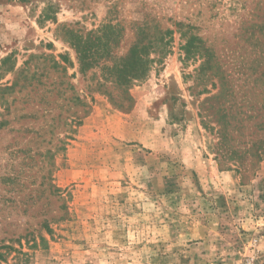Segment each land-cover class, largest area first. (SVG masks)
<instances>
[{
  "label": "rangeland",
  "instance_id": "rangeland-1",
  "mask_svg": "<svg viewBox=\"0 0 264 264\" xmlns=\"http://www.w3.org/2000/svg\"><path fill=\"white\" fill-rule=\"evenodd\" d=\"M135 45L122 111L98 87ZM262 47L264 0H0V264H264V160L220 162L200 117Z\"/></svg>",
  "mask_w": 264,
  "mask_h": 264
},
{
  "label": "trees",
  "instance_id": "trees-1",
  "mask_svg": "<svg viewBox=\"0 0 264 264\" xmlns=\"http://www.w3.org/2000/svg\"><path fill=\"white\" fill-rule=\"evenodd\" d=\"M172 33L171 30H168L165 34L172 35ZM71 37L75 39L73 47L77 53L81 73L84 75L93 65V58L96 55H93L87 46H82L78 36L74 38L71 34ZM151 41L152 38L149 42ZM196 41V36L188 40L184 48L187 59L195 57L201 59L208 54V50L205 47L195 45ZM137 48V45L132 47L129 57L118 64H114L111 68L103 66V70L109 71L111 76L110 84L114 89L119 91V96H114L113 92L105 88L107 84H99L98 89L107 95L116 108L122 111L129 110L131 107L132 97L129 94V89L133 83L132 81L139 80L146 74L148 75L153 63L147 48L144 49L145 55L143 59L137 57ZM167 51L168 48L164 49L163 53ZM257 54L258 57L255 64L252 67L248 66L244 69L247 72L245 74L247 77L244 79L243 86L238 88L239 90H236L230 82H225L227 87L224 88L223 86V91L221 88L218 94L209 100V103L214 101L220 103L222 94L226 98L222 103L224 106L214 108V105H211L208 108V103H206L205 108L204 106L202 107L204 111L201 108L200 117L202 118V123L206 130L210 131L214 136L216 141L214 143V150L220 162L243 161L251 157L260 161L264 160V48L262 47L261 51L257 52ZM137 60L141 67L136 65ZM63 62L68 63V59L65 56H63ZM207 63V61L203 62L199 74H203ZM97 66L99 65L97 64ZM56 67L60 68L61 66L58 64ZM252 75L255 78H252ZM18 85V81H14L12 87L6 88V90H12ZM238 94L242 96L237 98ZM229 98L230 100H228ZM126 103H128V106ZM226 104L229 107L225 108ZM234 107H236V110H233ZM210 116L215 117L211 118L215 121L214 126L210 124ZM233 142H238V145L234 146ZM235 163L234 165L238 166ZM245 167L247 169L248 166L245 165Z\"/></svg>",
  "mask_w": 264,
  "mask_h": 264
}]
</instances>
